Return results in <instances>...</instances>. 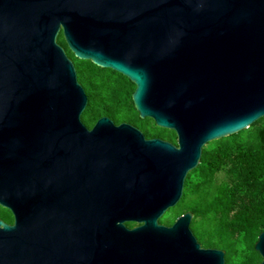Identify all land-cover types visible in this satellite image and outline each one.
<instances>
[{
    "label": "water",
    "instance_id": "obj_1",
    "mask_svg": "<svg viewBox=\"0 0 264 264\" xmlns=\"http://www.w3.org/2000/svg\"><path fill=\"white\" fill-rule=\"evenodd\" d=\"M60 32L176 142L106 115L88 128ZM263 116L264 0H0V264H224L190 211L159 218L205 144ZM254 248L264 264V229Z\"/></svg>",
    "mask_w": 264,
    "mask_h": 264
},
{
    "label": "trees",
    "instance_id": "obj_2",
    "mask_svg": "<svg viewBox=\"0 0 264 264\" xmlns=\"http://www.w3.org/2000/svg\"><path fill=\"white\" fill-rule=\"evenodd\" d=\"M57 41L65 48L76 68L87 103L81 113L82 122L90 128L106 115L120 123L138 126L146 137L160 136L176 141L173 130L165 136V128L151 118H140L131 94L134 83L121 73L100 67L90 60L79 59L68 49L62 33ZM144 123H152L151 129ZM264 130V116L236 133L212 140L202 147L198 165L184 180L181 198L172 206L175 212L159 222L170 225L185 211L192 213L190 228L203 247L224 251V264H257L261 260L254 244L264 229V145L259 134ZM161 130V132H160ZM0 217L11 223V212L0 206ZM131 227L135 222H126Z\"/></svg>",
    "mask_w": 264,
    "mask_h": 264
},
{
    "label": "rangeland",
    "instance_id": "obj_3",
    "mask_svg": "<svg viewBox=\"0 0 264 264\" xmlns=\"http://www.w3.org/2000/svg\"><path fill=\"white\" fill-rule=\"evenodd\" d=\"M136 124H137V127L138 126H142V125H140L138 122H136ZM144 127H146V128H148V129H151V127H153L152 126V123H144V125H143ZM160 132H161V130H160ZM170 129H164V130H162V134L163 135H165V136H167V135H169L170 134ZM175 208H173V207H170L169 209H167L165 212H164V214L159 218L160 220H162V219H167L168 217H170L174 212H175Z\"/></svg>",
    "mask_w": 264,
    "mask_h": 264
},
{
    "label": "flooded vegetation",
    "instance_id": "obj_4",
    "mask_svg": "<svg viewBox=\"0 0 264 264\" xmlns=\"http://www.w3.org/2000/svg\"><path fill=\"white\" fill-rule=\"evenodd\" d=\"M154 137H159V138H161V139H164V140H168V139H166V138H164V137H160V136H154ZM168 141H170V140H168ZM170 142H172V141H170ZM176 142V141H175ZM175 142H172V143H175ZM0 219H2L1 217H0ZM3 220V219H2Z\"/></svg>",
    "mask_w": 264,
    "mask_h": 264
}]
</instances>
